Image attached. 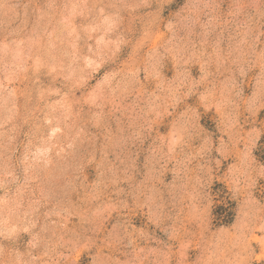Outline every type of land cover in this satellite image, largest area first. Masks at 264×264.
<instances>
[{
	"label": "rangeland",
	"instance_id": "1",
	"mask_svg": "<svg viewBox=\"0 0 264 264\" xmlns=\"http://www.w3.org/2000/svg\"><path fill=\"white\" fill-rule=\"evenodd\" d=\"M0 264H264V0H0Z\"/></svg>",
	"mask_w": 264,
	"mask_h": 264
}]
</instances>
